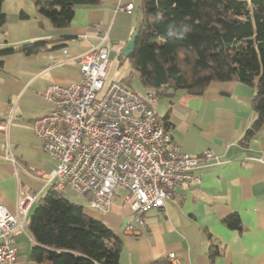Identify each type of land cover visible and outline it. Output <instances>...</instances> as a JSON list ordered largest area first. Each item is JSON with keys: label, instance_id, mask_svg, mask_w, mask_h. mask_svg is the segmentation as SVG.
<instances>
[{"label": "crops", "instance_id": "1", "mask_svg": "<svg viewBox=\"0 0 264 264\" xmlns=\"http://www.w3.org/2000/svg\"><path fill=\"white\" fill-rule=\"evenodd\" d=\"M129 3L131 10L125 9ZM3 9L7 23L0 30V50L49 41L37 53L4 56L0 67V203L15 214L21 192L36 193L25 218L26 231L16 232L15 264H48L31 257L36 241L28 223L41 198L58 191L57 177L48 176L57 161L34 134L32 120L51 109L43 96L47 87L82 77L77 57L99 43L97 25L109 28L110 56L121 64L128 61L135 70L123 49L138 29L141 10L139 0H100L96 5L76 6L71 24L57 28L37 13L34 0H3ZM22 12L28 16L22 17ZM132 74L111 76L106 82L121 79L131 89ZM143 88V92L132 90L145 95L148 89ZM255 94V86L240 81H212L199 96L164 87L156 111L159 117L169 115L173 141L191 155L202 156L209 150L216 158L194 170L200 182L179 185L164 206L147 210L140 233L127 229L138 220L124 207L122 194L117 193L115 197L122 200L114 197L107 212L91 208L83 198L84 211L121 237L120 264H168L170 252L181 264H264V126L248 143L243 142L257 116L252 104ZM68 189L72 190L58 192L67 197ZM230 213L238 214L241 230L224 223ZM212 240L222 250L213 260Z\"/></svg>", "mask_w": 264, "mask_h": 264}, {"label": "trees", "instance_id": "2", "mask_svg": "<svg viewBox=\"0 0 264 264\" xmlns=\"http://www.w3.org/2000/svg\"><path fill=\"white\" fill-rule=\"evenodd\" d=\"M38 14L57 28L67 27L78 5L100 0H34ZM141 19L135 48L128 55L148 92L160 87L203 95L212 81H240L256 87V118L247 129L248 143L264 126V0H139ZM27 17L26 12L21 13ZM7 13L0 0V30ZM37 40L0 50L2 58L47 48ZM171 128L169 115L160 117ZM224 223L241 230L237 213ZM29 230L36 241L31 257L48 264H120L123 241L109 226L84 211V206L58 191L41 198L30 216ZM213 241V240H212ZM211 243L210 258L221 254Z\"/></svg>", "mask_w": 264, "mask_h": 264}, {"label": "built area", "instance_id": "3", "mask_svg": "<svg viewBox=\"0 0 264 264\" xmlns=\"http://www.w3.org/2000/svg\"><path fill=\"white\" fill-rule=\"evenodd\" d=\"M125 9H133V4ZM96 33L99 43L77 57L82 77L46 88L43 96L51 109L32 120V130L57 161L48 175L57 177L56 190L69 187L91 208L107 212L117 189H122L123 200L138 220L127 229L140 233L146 211L164 206L179 185L200 182L194 170L216 157L209 150L191 155L173 141L156 111L164 87L141 95L121 79L106 85L110 32L97 25ZM10 158L15 162L12 154ZM36 198L34 191L21 192L15 214L0 203V264L16 263V232L26 231L25 218ZM167 260L181 264L174 252Z\"/></svg>", "mask_w": 264, "mask_h": 264}, {"label": "rangeland", "instance_id": "4", "mask_svg": "<svg viewBox=\"0 0 264 264\" xmlns=\"http://www.w3.org/2000/svg\"><path fill=\"white\" fill-rule=\"evenodd\" d=\"M109 60L111 61V63H110L109 69L107 71V79H106L107 81H109V78L111 76H115V75L119 76V75H122L123 73H125V75L128 76V75H130L131 71H133V74H132V86L133 87H131V89L134 88L138 92H143L142 90L144 88H143L142 82L140 81V78L138 77L139 73L136 70H132L128 61H125L124 63L121 64L117 58L110 56V54H109ZM130 79L128 81H130ZM116 192L119 194L124 193V191L122 189H117ZM65 195L67 197H69L71 200L77 201L79 203L81 201H84V199L86 200V198H84L83 196H80L79 194H76V192H73L72 190H69V189L66 191ZM115 199L122 200V198H118V197H115ZM123 205L126 209L130 208L129 206H127V204L123 203Z\"/></svg>", "mask_w": 264, "mask_h": 264}, {"label": "water", "instance_id": "5", "mask_svg": "<svg viewBox=\"0 0 264 264\" xmlns=\"http://www.w3.org/2000/svg\"><path fill=\"white\" fill-rule=\"evenodd\" d=\"M138 34H139V29H136L135 32L133 33L132 37L128 41L127 45L123 49L124 55L128 56V55L133 53L134 48H135L136 38H137Z\"/></svg>", "mask_w": 264, "mask_h": 264}]
</instances>
